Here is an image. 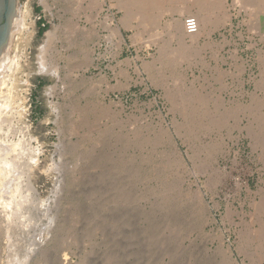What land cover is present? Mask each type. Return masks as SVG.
<instances>
[{"label":"rangeland","instance_id":"1","mask_svg":"<svg viewBox=\"0 0 264 264\" xmlns=\"http://www.w3.org/2000/svg\"><path fill=\"white\" fill-rule=\"evenodd\" d=\"M120 1L17 2L26 33L14 34L10 58L22 57V111L0 137L17 158L0 185V264H264L257 0H208L212 13L201 0H163L141 25L138 3ZM70 16L93 22L89 44H102L59 80L37 53L56 24L67 37ZM189 17L199 31H187ZM14 197L20 206L5 211Z\"/></svg>","mask_w":264,"mask_h":264},{"label":"bare ground","instance_id":"2","mask_svg":"<svg viewBox=\"0 0 264 264\" xmlns=\"http://www.w3.org/2000/svg\"><path fill=\"white\" fill-rule=\"evenodd\" d=\"M44 2V4L46 5V7H50V4H49V0H42ZM69 1V0H68ZM78 2H80L81 0H77ZM122 3L123 1L125 0H121ZM120 1V2H121ZM127 1V0H126ZM136 1L138 3H136L137 5V8L140 6L141 7V12L143 14V17L141 18V20L143 19L144 23H139L140 25L141 24H147V15H148V18L150 19V14H151V11L154 9L157 10L158 6L161 7V1L163 0H133V2ZM166 1V0H165ZM168 1V0H167ZM202 1V5L205 6L204 8H206L205 12L207 13H212V9L207 5V2L208 0H201ZM216 1V0H215ZM221 1H226V0H221ZM240 1V0H239ZM73 2V1H72ZM131 2V0L129 1ZM197 4L198 2L200 3V1H196ZM213 1H210L208 2L209 5L211 6ZM222 2V3H223ZM255 2V1H254ZM163 3V2H162ZM220 1L218 3L215 4L218 6V8H222L224 6L221 7V5H223ZM242 3V2H241ZM248 3V2H247ZM246 3V4H247ZM257 6L259 7V12L260 14L261 13H264V0H257L256 2ZM69 4V3H68ZM161 4V5H160ZM164 4V3H163ZM131 5V4H130ZM130 5H126V6H130ZM135 5V6H136ZM133 6V5H132ZM133 6V7H135ZM166 6V5H164ZM164 6L163 9H164ZM71 7V6H69ZM131 7V6H130ZM157 7V8H156ZM159 7V8H160ZM249 7V6H248ZM51 8V7H50ZM49 8V9H50ZM153 8V9H152ZM167 8V7H165ZM213 8V7H212ZM225 8V7H224ZM129 8H127L126 11H128ZM133 10V8H130ZM129 9V10H130ZM214 9V8H213ZM130 10V12L132 11ZM159 10V9H158ZM227 10V9H226ZM69 11V10H68ZM134 11L137 12V10L135 9ZM133 11V13H134ZM161 11V9L159 10ZM157 11V17H154V18H158V12ZM220 11V10H219ZM225 11V10H224ZM72 12V11H71ZM75 12V11H74ZM139 12L135 13V15H137ZM163 12V11H162ZM199 12V11H198ZM204 12V11H203ZM129 14V11L127 12ZM221 13V12H220ZM226 13L225 14V18L226 21L230 22L231 21V16L232 14L230 12H224ZM25 14V13H24ZM23 12H20L16 11L15 13V16H14V19H13V22H12V29H11V35H10V39H9V42L6 44V46L3 48L2 52H1V55H0V133L3 132L2 130H4V126L5 125H9L10 123H13L11 122V119L14 120V118L12 117H15L16 114L20 109L18 108L17 109V106L15 104V102H17L16 100H18L17 98V93H18V86H19V81L20 79H17V74L21 71L22 69V62H21V56L18 55V56H14V58H10V51H12V44H13V37H14V34H18V36H22V34L25 32L26 30V27H25V16H24ZM76 14V13H75ZM126 14L125 17H123L122 19V22L123 24H125L124 26H127L126 24L128 23V16H132V12L131 14L132 15H128ZM154 16L156 13H152ZM160 14V12H159ZM196 14V13H195ZM215 14V12H214ZM73 15V14H72ZM133 15V16H135ZM194 15V13H193ZM74 16V15H73ZM85 16V15H84ZM88 16V15H86ZM85 16V17H86ZM139 16V15H138ZM142 16V15H140ZM195 16V15H194ZM198 16V15H197ZM71 18H67L70 19V20H73L72 23H70L69 21V24L67 23L68 25V29H66V33H67V37L66 38H63V37H59L57 36V30L58 28L62 25V24H56L57 26H55V28L53 29H50L48 30L46 33H45V38H44V41L43 43L39 46V52L37 53V61H38V68L39 70L42 72V73H48V74H51V76H54V77H57L56 79H61L62 78V67H64L65 69L67 67H70V66H74L73 63L75 61V59L77 58H80V57H84L86 58L88 53H89V47L91 49H95V46L96 45H99L98 47L101 46L102 42L101 40L100 41H95L96 43H94L92 46L89 44V41L90 39V35L94 32V29H93V22H90L91 25L89 26L88 25V22L85 21L84 24H82V19L80 16V18L78 19H75L74 17L70 16ZM146 17V19H145ZM224 17V16H223ZM264 17V16H263ZM131 18V17H130ZM136 18V17H135ZM152 17V20L154 19ZM90 19V18H88ZM86 19V20H88ZM205 19V18H204ZM107 20V26H113V24L115 23V19L111 16L108 17ZM146 20V21H145ZM151 19L149 21H152ZM156 19H154L153 21L155 22ZM75 21V22H74ZM90 21V20H88ZM130 22V21H129ZM66 24V23H65ZM151 24H153L151 22ZM150 25V24H149ZM64 26V24H63ZM146 27V26H145ZM65 28V27H64ZM138 28V27H137ZM29 29V28H28ZM119 29V28H118ZM61 30V28H60ZM63 30V29H62ZM65 31V30H64ZM143 31V30H142ZM199 31V30H198ZM59 32V31H58ZM63 32V31H62ZM26 33V32H25ZM78 34V35H77ZM120 34V33H119ZM66 35V34H65ZM98 36V34H96ZM138 35V34H137ZM106 36V35H105ZM121 36H122V39L124 37V34L123 32H121ZM74 38V40H71L70 38ZM99 38L102 37L101 34H99L98 36ZM80 38V39H78ZM33 39V38H32ZM140 39V38H139ZM124 40V39H123ZM15 43V42H14ZM23 43V42H22ZM58 43V44H57ZM96 44V45H95ZM31 45V44H30ZM127 45V44H126ZM163 46V45H162ZM165 46V45H164ZM163 46V47H164ZM163 47H161L163 49ZM166 47V46H165ZM12 48V49H11ZM74 48V49H73ZM88 49V50H87ZM90 49V50H91ZM165 49V48H164ZM19 51V50H17ZM16 51V52H17ZM166 51V49H165ZM15 52V54H16ZM24 51L21 52V54L23 53ZM93 51H90V53H92ZM164 52V51H162ZM28 54V53H27ZM21 58H20V57ZM102 55H100L98 57V59L101 57ZM27 58V57H26ZM94 58H92V60H90L91 62L88 63V65H91L94 61H93ZM95 60V59H94ZM25 61V60H24ZM62 62H64L65 64H63ZM27 63V62H26ZM31 63V62H30ZM35 63V62H34ZM77 65V64H76ZM35 66V65H34ZM88 67V66H87ZM86 67V68H87ZM90 67V66H89ZM64 69V70H65ZM67 69H70V68H67ZM23 72V71H22ZM26 75V74H25ZM47 75V74H46ZM85 75V74H84ZM93 76V75H92ZM94 78V77H93ZM22 79V78H21ZM55 85H58V83L52 85L50 88L52 89L53 87H55ZM19 97V96H18ZM20 99H19V103H20ZM21 104V103H20ZM18 104V106L20 105ZM17 110V111H16ZM25 110V109H24ZM22 111V109H21ZM19 111V112H21ZM18 112L19 115H21L20 113ZM74 112V111H73ZM15 115V116H14ZM17 117V116H16ZM16 125V124H15ZM12 124H11V128H12ZM7 127H10V126H6ZM10 128V129H11ZM14 128V126H13ZM20 129V128H19ZM29 129V128H28ZM7 130L9 131V128H7ZM12 130V129H11ZM22 130V129H21ZM21 132V131H20ZM8 133V132H7ZM24 133V132H22ZM5 134V133H4ZM13 134V133H12ZM26 134V133H25ZM3 134L1 133L0 134V137H3L2 136ZM264 135V134H263ZM14 136V135H13ZM23 136V135H22ZM24 138V137H23ZM6 139V138H5ZM11 139V138H10ZM30 141L32 142V138H29ZM4 140V139H3ZM22 140V139H21ZM12 141V140H11ZM15 141V140H14ZM6 142V141H5ZM4 141L1 140L0 138V185H2L4 182L7 183L8 181V177L12 175V173H14L15 171V167L17 165V158L16 156H10V154H7L8 150H10L9 147L6 146ZM30 142V143H31ZM19 143H16L14 144V146H17ZM14 146H11V150H15V147ZM18 150V149H17ZM29 150V149H28ZM31 152H33L31 155H30V158L31 159V162H28L30 163L29 164V171H31V169H33L35 166H37V163H38V156H37V151L35 152L34 150L30 149ZM6 154V155H5ZM15 155V154H14ZM25 157V156H24ZM27 157V155H26ZM25 159V158H24ZM30 161V160H29ZM28 170V169H27ZM26 174V173H24ZM28 174H30L28 172ZM27 174V175H28ZM32 174L33 173V170H32ZM26 175V176H27ZM31 176V175H30ZM29 179V177L27 178ZM4 183V184H5ZM17 185V184H16ZM3 186V185H2ZM15 186V185H14ZM5 187V186H4ZM17 188V187H16ZM16 190V189H15ZM14 190V191H15ZM18 191L20 190V187L18 185ZM17 190L14 192V194L17 192ZM17 196V195H16ZM15 198V197H14ZM16 199V198H15ZM5 200V199H4ZM3 200V201H4ZM3 203V202H2ZM16 203V204H15ZM3 205L5 206H2L3 208L5 207V211L9 208H12L14 205L18 208L20 206V203L18 201V199H16V201L13 199L12 201H5L3 203ZM12 205V207H11ZM10 210V209H9ZM10 213V212H9ZM4 214V213H3ZM6 215L8 213H5ZM11 214V213H10ZM25 224V223H24ZM14 248V247H12ZM11 251V250H10ZM15 252V251H14ZM12 256V254H11ZM11 256L9 257V262L11 261ZM18 256V255H17ZM6 259V258H5ZM16 259V258H15ZM14 260V259H13ZM19 260V259H18ZM17 261V260H16ZM21 261V260H20ZM12 262V261H11ZM15 261H13L14 263ZM19 262V261H18ZM8 263V262H7ZM9 264V263H8ZM12 264V263H11ZM15 264V263H14Z\"/></svg>","mask_w":264,"mask_h":264},{"label":"water","instance_id":"3","mask_svg":"<svg viewBox=\"0 0 264 264\" xmlns=\"http://www.w3.org/2000/svg\"><path fill=\"white\" fill-rule=\"evenodd\" d=\"M18 0H0V55L9 42Z\"/></svg>","mask_w":264,"mask_h":264},{"label":"built area","instance_id":"4","mask_svg":"<svg viewBox=\"0 0 264 264\" xmlns=\"http://www.w3.org/2000/svg\"><path fill=\"white\" fill-rule=\"evenodd\" d=\"M186 29L189 33H195L198 30V21L195 17H189L186 19Z\"/></svg>","mask_w":264,"mask_h":264}]
</instances>
